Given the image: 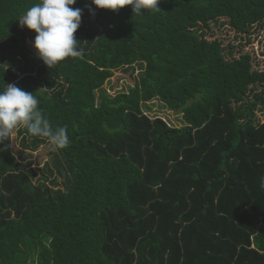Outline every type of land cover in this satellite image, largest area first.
<instances>
[{"label": "trees", "instance_id": "obj_1", "mask_svg": "<svg viewBox=\"0 0 264 264\" xmlns=\"http://www.w3.org/2000/svg\"><path fill=\"white\" fill-rule=\"evenodd\" d=\"M36 2L0 0V91L33 92L70 143L51 153L61 180L24 155L46 138L17 127L19 156L0 144V264H264V70L213 34L264 24V0H160L142 15L77 0L82 54L49 69L19 25ZM120 69L136 80L112 95ZM153 100L182 126L148 116Z\"/></svg>", "mask_w": 264, "mask_h": 264}, {"label": "clouds", "instance_id": "obj_2", "mask_svg": "<svg viewBox=\"0 0 264 264\" xmlns=\"http://www.w3.org/2000/svg\"><path fill=\"white\" fill-rule=\"evenodd\" d=\"M77 0H38L19 19L21 28L34 30L33 47L36 56L49 69L68 57H79L75 33L82 20L83 10L72 7ZM160 0H91L86 5L90 13L96 9L118 12L130 5L133 13L142 15L159 11ZM39 100L33 92L21 90L14 84L6 83L0 91V144L10 137L13 130L23 127L33 137L46 138L50 150L68 147L70 141L66 127H53L38 107Z\"/></svg>", "mask_w": 264, "mask_h": 264}, {"label": "rangeland", "instance_id": "obj_3", "mask_svg": "<svg viewBox=\"0 0 264 264\" xmlns=\"http://www.w3.org/2000/svg\"><path fill=\"white\" fill-rule=\"evenodd\" d=\"M213 32L216 37L218 36L224 38L225 40L230 39L235 46L241 45V48L250 54L253 68L256 70H264V24L260 25L259 27H252L246 34L236 33L227 24L215 28ZM246 38H249V40ZM28 46L30 48L32 58H36V50L33 47V41L28 40ZM136 76L137 70H134L133 72L130 70L124 71L122 69L116 70L114 71L113 76L103 84L104 89L112 95L119 91H127L128 87L134 84ZM146 106L147 109H145V113L148 116L161 117L168 124L174 127L182 126L183 121L181 114L175 110L168 109L160 101H150L146 104ZM255 116L258 121L264 122V109L257 110L255 112ZM10 137L11 150L16 156H19L21 146L19 143V138L16 135V130H13ZM50 147V144L45 142L36 151H28L24 155L28 160L31 161L32 167L37 172V177L45 173L49 176V178L56 177L58 180H61V177L55 170L51 156V153L54 151L50 150ZM46 162L53 170L52 175L42 171V167Z\"/></svg>", "mask_w": 264, "mask_h": 264}]
</instances>
